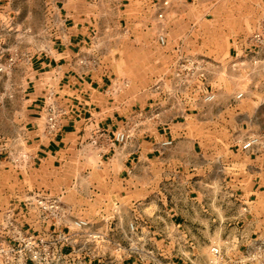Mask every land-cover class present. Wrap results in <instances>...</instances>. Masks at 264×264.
I'll use <instances>...</instances> for the list:
<instances>
[{"label": "crops", "instance_id": "1", "mask_svg": "<svg viewBox=\"0 0 264 264\" xmlns=\"http://www.w3.org/2000/svg\"><path fill=\"white\" fill-rule=\"evenodd\" d=\"M123 1L106 0L118 11V27L136 21L142 9L148 23L152 18L159 22L157 37L165 39L160 46H166L168 34L172 39L181 34L172 47L175 56L158 65L157 79L146 92L131 95L115 91L110 75L102 72L101 45L88 42L86 18L82 26L76 22L55 30L54 41L30 58L22 93L19 154L25 155L27 177L44 178L24 193L61 196L69 215L73 202L94 201L93 227L139 249L124 264H208L209 247L226 236L239 241L238 251L254 240L264 241V63L245 74L241 99L226 92L218 95L213 88L214 100L204 101L212 73L220 66L231 69L245 49L246 35L225 38L224 62L183 56L188 38L197 42L202 34L211 38L218 32L214 28L206 33L195 24L203 0H131L134 6L122 9ZM236 1L241 3L239 12H246L247 0H227L228 7ZM71 2L63 0L67 16ZM7 11L8 2L0 0V32L9 25ZM230 12L225 16H233ZM173 19L184 20L187 28L175 30ZM81 60L89 67H81ZM91 63L99 64L95 68ZM201 72L203 80L197 77ZM53 99L64 114L49 136L43 105ZM125 129L131 133L129 140L113 142V134ZM250 138H257L256 144L243 149ZM21 216L30 225L25 228L49 229L36 215ZM130 223L138 227L134 234Z\"/></svg>", "mask_w": 264, "mask_h": 264}, {"label": "rangeland", "instance_id": "2", "mask_svg": "<svg viewBox=\"0 0 264 264\" xmlns=\"http://www.w3.org/2000/svg\"><path fill=\"white\" fill-rule=\"evenodd\" d=\"M5 1L8 2L9 25L6 30L0 32V48L3 50V55L0 57V150H2L0 158L7 159H3L4 161L0 163V222L4 210L23 199L26 196L24 190L31 189V183L42 178L38 175L27 177L24 171L25 165L15 162L20 152L17 134L23 126L21 124L24 118L22 93L29 79L30 58L44 51L54 41L55 30H59L64 24L69 27L76 22H79L78 26H82L84 25L82 19L86 18L85 25L90 27L88 42L91 40L97 46L101 45L98 50L102 72L110 75L115 91L126 90L131 95L146 92L148 85L154 83L158 73L156 68L161 62L175 56L172 47L178 44L181 37V34H178L172 39L168 34V43L166 46H160L157 42L159 22L156 18H152L151 23H148V14H142V9L138 12L139 17L136 21L131 19L129 24L118 27V11L107 5L106 0H72V8L69 12L71 14L68 16L64 14L63 0ZM195 1L198 0H187L189 4ZM123 2L122 9L134 6L131 0L129 3L128 0ZM203 2L204 10L195 19V24L197 28L206 30V33L214 28L218 29V32L210 36L211 38L206 37L207 34H202L197 42H192L188 38L183 44L185 46L182 47V54L188 57L198 54L224 62L223 59L228 57L225 38L233 39L238 35L251 33L258 16L264 9V0H247L246 12H239L241 3L238 1L234 2L232 7H228L229 0L228 2L203 0ZM142 7L144 8L140 5V8ZM241 8L244 9V6ZM229 10L233 16L226 17ZM153 13L154 9L150 3V14ZM143 16H145L144 20H142ZM172 21L175 30L188 26L184 20L182 22V19ZM164 24V27L169 28L167 23ZM170 27L173 28L172 25ZM106 28L114 31L106 32ZM195 38L197 36H194ZM79 63L81 67H89L83 60ZM93 64L91 63L90 66L96 68L99 63ZM217 70L212 73L215 77L210 82L212 87L208 86L209 93L213 92L214 88L218 95L226 92L234 98L237 93L246 90L248 81L245 79V72L237 73L221 66ZM82 201L73 202L71 215L88 219L94 225L95 202Z\"/></svg>", "mask_w": 264, "mask_h": 264}, {"label": "built area", "instance_id": "3", "mask_svg": "<svg viewBox=\"0 0 264 264\" xmlns=\"http://www.w3.org/2000/svg\"><path fill=\"white\" fill-rule=\"evenodd\" d=\"M157 39L160 45L165 44L162 35ZM244 42V51L235 57L230 67L234 72L249 75L253 68L264 63V12ZM183 70L190 71V67ZM197 77L204 79L202 72ZM242 97V92L235 95V99ZM203 100H214V94L204 93ZM43 108L44 131L49 136L54 135L64 111L54 99L44 103ZM130 136L129 130L125 129L115 132L112 139L124 144ZM256 142L257 138H250L242 148L249 149ZM24 157L19 154L15 162L22 163ZM17 205L7 207L1 216L0 264H124L125 259L139 250L135 245L124 246L109 234L96 230L88 219L69 215L61 196L29 193L17 201ZM21 214L36 215V220L48 225L49 229L36 232L25 228L29 224L24 222ZM128 228L132 234L138 231L134 223ZM238 250L239 241L226 236L220 244L209 247L208 264H264V241L254 240L243 250Z\"/></svg>", "mask_w": 264, "mask_h": 264}]
</instances>
